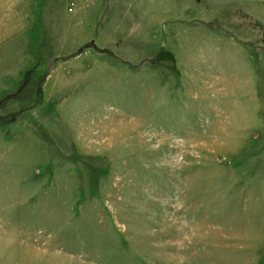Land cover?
Returning a JSON list of instances; mask_svg holds the SVG:
<instances>
[{
  "label": "rangeland",
  "instance_id": "obj_1",
  "mask_svg": "<svg viewBox=\"0 0 264 264\" xmlns=\"http://www.w3.org/2000/svg\"><path fill=\"white\" fill-rule=\"evenodd\" d=\"M0 264H264V0H0Z\"/></svg>",
  "mask_w": 264,
  "mask_h": 264
}]
</instances>
